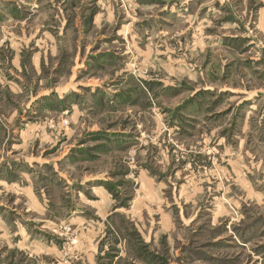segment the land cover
Segmentation results:
<instances>
[{
  "label": "rangeland",
  "instance_id": "1",
  "mask_svg": "<svg viewBox=\"0 0 264 264\" xmlns=\"http://www.w3.org/2000/svg\"><path fill=\"white\" fill-rule=\"evenodd\" d=\"M0 264H264V0H0Z\"/></svg>",
  "mask_w": 264,
  "mask_h": 264
}]
</instances>
